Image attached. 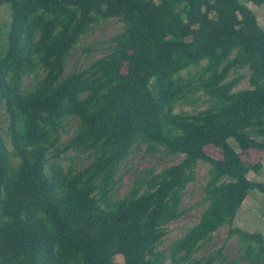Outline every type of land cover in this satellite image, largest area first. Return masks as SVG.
<instances>
[{"label": "trees", "instance_id": "1", "mask_svg": "<svg viewBox=\"0 0 264 264\" xmlns=\"http://www.w3.org/2000/svg\"><path fill=\"white\" fill-rule=\"evenodd\" d=\"M264 0H0L11 9L0 51V264H226L224 248L196 256L223 226L237 236L233 264H264V238L234 228L264 151ZM116 19L109 52L66 73L91 26ZM196 75L186 77L190 69ZM248 71L249 87L236 90ZM239 74L240 76L233 75ZM30 79V84L26 80ZM207 97L205 109L176 111ZM74 121L68 141L62 131ZM235 140L241 152L230 143ZM183 156L147 169L115 200L122 163L140 149ZM213 147L221 158L211 156ZM90 163L64 166L69 153ZM208 181L199 222L157 250L186 213L183 192L199 163Z\"/></svg>", "mask_w": 264, "mask_h": 264}, {"label": "rangeland", "instance_id": "2", "mask_svg": "<svg viewBox=\"0 0 264 264\" xmlns=\"http://www.w3.org/2000/svg\"><path fill=\"white\" fill-rule=\"evenodd\" d=\"M248 6L257 16L259 24L264 28V7L257 6L249 3ZM11 19V9L7 4L0 5V51L4 49L7 43V36L9 32V24ZM123 28V24L116 19L101 20L92 25L89 32L84 35L76 48L71 52L67 61L66 73H70L73 70H84L90 63L105 56L109 52L108 41L119 33ZM197 69H190V74L184 73L186 77L196 75ZM246 70H243L240 74L245 75L244 79L238 84L236 90L245 89L249 87L248 77ZM240 76L239 74L233 75ZM31 80L27 79L26 84H30ZM207 97H203V101L197 103H184L179 106L176 111L194 112L205 109L208 104L206 102ZM9 125L8 115L5 111L0 114V129L1 133L9 145V137L7 135V128ZM74 121L71 120L67 124L66 128L62 131V140L68 142L75 132ZM231 145L237 149H240L235 140L231 139ZM208 153L215 157L221 158L222 153L219 149L209 147ZM183 156L171 157L164 153H146V147L141 146L140 149L132 153L122 163L120 170L118 171L117 178L119 182L115 185L112 191L113 198L115 200L123 198L129 193L131 185L135 179L143 175L147 169H154L161 171L163 168L174 165L182 160ZM242 158L248 163L259 165L257 172L251 171L248 178L257 183L264 184V151L256 149L249 150L245 154H242ZM76 164V167L82 168L90 163L86 154L78 155L76 153H69L64 161V166ZM208 181V166L205 163H199L195 169V179L190 183L183 192V207L186 209V213L182 218L174 221L166 226L167 234L164 237L162 243L158 245L157 250L168 253L169 247L173 242L180 239L185 232L196 225L201 214L205 209V204H202L204 198V187ZM234 228H240L243 231L249 233H260L264 238V194L258 190L250 191L249 195L243 202L242 207L238 210L236 218L233 222ZM228 226L221 227L212 235V239L207 242L196 256L207 255L214 251L224 248L223 253L227 259L226 264H233L241 256L239 239L237 236L228 239ZM124 258L117 256L115 258L116 264H122ZM169 264V261L167 262ZM242 264H246L242 262Z\"/></svg>", "mask_w": 264, "mask_h": 264}]
</instances>
